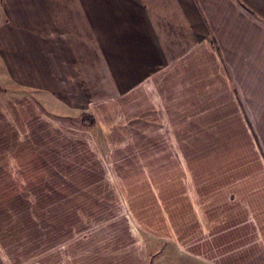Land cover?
I'll use <instances>...</instances> for the list:
<instances>
[{"label": "crops", "instance_id": "obj_1", "mask_svg": "<svg viewBox=\"0 0 264 264\" xmlns=\"http://www.w3.org/2000/svg\"><path fill=\"white\" fill-rule=\"evenodd\" d=\"M0 264H264V0H0Z\"/></svg>", "mask_w": 264, "mask_h": 264}, {"label": "trees", "instance_id": "obj_2", "mask_svg": "<svg viewBox=\"0 0 264 264\" xmlns=\"http://www.w3.org/2000/svg\"><path fill=\"white\" fill-rule=\"evenodd\" d=\"M83 124L86 126V127H94L95 126V122L94 120L89 117V116H85L83 118Z\"/></svg>", "mask_w": 264, "mask_h": 264}]
</instances>
